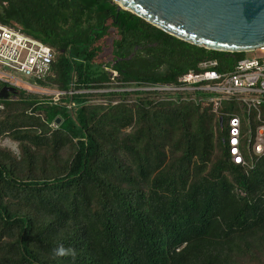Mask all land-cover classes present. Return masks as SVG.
Wrapping results in <instances>:
<instances>
[{"label": "trees", "instance_id": "16d2710c", "mask_svg": "<svg viewBox=\"0 0 264 264\" xmlns=\"http://www.w3.org/2000/svg\"><path fill=\"white\" fill-rule=\"evenodd\" d=\"M0 24L53 49L38 84L67 92L0 100V264H264V157L231 162L193 100L208 94L150 90L246 53L190 45L112 0H0ZM238 111L223 103L224 127ZM60 244L75 257L53 258Z\"/></svg>", "mask_w": 264, "mask_h": 264}, {"label": "built area", "instance_id": "2783aa9c", "mask_svg": "<svg viewBox=\"0 0 264 264\" xmlns=\"http://www.w3.org/2000/svg\"><path fill=\"white\" fill-rule=\"evenodd\" d=\"M251 53L252 57L238 61L230 72L218 73L217 61H204L199 65L200 72L188 71L179 79L178 85L150 89L208 94L206 98L193 100L203 108L211 107L227 133L224 143H227L231 162L247 172L254 170L257 160L264 157V46ZM53 62L51 47L17 28L0 24V91L5 87L13 88L17 92L11 94L13 96L24 92L40 96L42 103L62 105L67 92L42 88L38 84L53 74ZM10 71L20 73L28 80L15 78L8 73ZM110 73L117 76L112 70ZM224 102L236 103L240 108V112L226 115L225 127L220 113ZM66 107L72 111L74 105ZM3 108L0 103V111ZM60 125L54 121L49 126L56 131Z\"/></svg>", "mask_w": 264, "mask_h": 264}, {"label": "water", "instance_id": "95a60500", "mask_svg": "<svg viewBox=\"0 0 264 264\" xmlns=\"http://www.w3.org/2000/svg\"><path fill=\"white\" fill-rule=\"evenodd\" d=\"M153 27L211 51L251 53L264 46V0H112ZM17 94L3 88L0 100ZM57 124L62 120L57 118Z\"/></svg>", "mask_w": 264, "mask_h": 264}, {"label": "rangeland", "instance_id": "374dc122", "mask_svg": "<svg viewBox=\"0 0 264 264\" xmlns=\"http://www.w3.org/2000/svg\"><path fill=\"white\" fill-rule=\"evenodd\" d=\"M257 55H258V53H257ZM252 56H253L252 53H247V55H246V57H252ZM8 73H10L13 77L18 78V79H20L22 81H25L26 82L28 80L24 75H22V74H20L18 72H11L10 71ZM1 146L4 147V148H6V149H8V150H10V151H12L16 155H19L20 154L19 147H18V143L13 142L10 139H5L1 143Z\"/></svg>", "mask_w": 264, "mask_h": 264}, {"label": "clouds", "instance_id": "9594fccd", "mask_svg": "<svg viewBox=\"0 0 264 264\" xmlns=\"http://www.w3.org/2000/svg\"><path fill=\"white\" fill-rule=\"evenodd\" d=\"M76 250L71 247H65L64 244L58 245L52 250L53 258L75 257Z\"/></svg>", "mask_w": 264, "mask_h": 264}]
</instances>
